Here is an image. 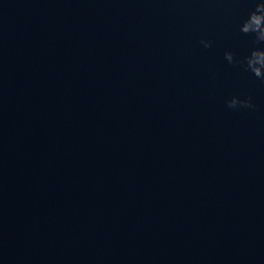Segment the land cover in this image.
I'll list each match as a JSON object with an SVG mask.
<instances>
[{"label":"water","instance_id":"water-1","mask_svg":"<svg viewBox=\"0 0 264 264\" xmlns=\"http://www.w3.org/2000/svg\"><path fill=\"white\" fill-rule=\"evenodd\" d=\"M256 2L0 0V264H264Z\"/></svg>","mask_w":264,"mask_h":264},{"label":"clouds","instance_id":"clouds-1","mask_svg":"<svg viewBox=\"0 0 264 264\" xmlns=\"http://www.w3.org/2000/svg\"><path fill=\"white\" fill-rule=\"evenodd\" d=\"M239 31L243 35L252 36L253 44L261 46L252 47L243 57L237 56L232 51H225L224 57L229 64L239 65L244 71L251 73L257 80L264 83V0H257L255 8L239 25ZM200 43L204 48L211 47L209 40L201 39ZM226 104L233 110L255 108L251 96L234 95L226 100Z\"/></svg>","mask_w":264,"mask_h":264}]
</instances>
